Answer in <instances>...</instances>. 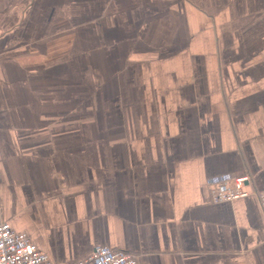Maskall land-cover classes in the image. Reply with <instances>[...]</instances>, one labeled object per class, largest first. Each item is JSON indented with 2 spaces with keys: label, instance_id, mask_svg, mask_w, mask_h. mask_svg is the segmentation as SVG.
Here are the masks:
<instances>
[{
  "label": "crops",
  "instance_id": "0c3cea01",
  "mask_svg": "<svg viewBox=\"0 0 264 264\" xmlns=\"http://www.w3.org/2000/svg\"><path fill=\"white\" fill-rule=\"evenodd\" d=\"M263 189L264 0H0V220L53 263L264 264Z\"/></svg>",
  "mask_w": 264,
  "mask_h": 264
},
{
  "label": "built area",
  "instance_id": "2783aa9c",
  "mask_svg": "<svg viewBox=\"0 0 264 264\" xmlns=\"http://www.w3.org/2000/svg\"><path fill=\"white\" fill-rule=\"evenodd\" d=\"M248 175L237 176L231 180L218 179L211 187L213 202L230 201L250 194L245 187ZM264 211V189L258 193ZM0 264H55L40 251L24 232L13 230L10 224L0 220ZM69 264H139L135 254L99 246L84 260Z\"/></svg>",
  "mask_w": 264,
  "mask_h": 264
}]
</instances>
